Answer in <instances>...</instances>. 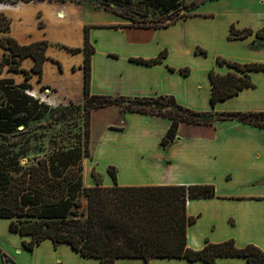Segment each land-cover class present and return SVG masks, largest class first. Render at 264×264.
<instances>
[{
  "label": "crops",
  "instance_id": "obj_1",
  "mask_svg": "<svg viewBox=\"0 0 264 264\" xmlns=\"http://www.w3.org/2000/svg\"><path fill=\"white\" fill-rule=\"evenodd\" d=\"M231 1L225 0L231 8L229 11L196 12L187 19L158 28L131 26L121 16L103 8L94 10L83 5V2L71 0L0 2V14L10 19L8 34L20 44L48 41L43 83L59 90L62 97L74 101V90L77 89L82 99L76 103L84 102L85 52H72L69 48L84 46L85 29L88 26L91 43L96 49L92 55V94L148 97L172 95L178 103L192 109L212 110L211 70L217 68L222 74L229 69L233 70L228 65L217 63L218 57L240 63H264V38L255 34L245 38L229 36L233 25L239 29L250 27L254 30L264 27V0L257 1L261 6L254 5L252 0H247L245 5H235ZM222 20L224 28L219 43L225 49L221 47L222 50H214L211 44L217 41V25ZM177 25H184L186 32L197 26L201 32L196 38L190 34L167 36L169 30ZM3 35L0 32V60L6 52L1 41ZM172 40L175 41L173 44L170 43ZM164 50L167 56L162 62L144 64L134 60L155 58ZM178 56L182 62L176 60ZM191 56L197 60V65L185 62ZM33 65L34 59L29 56L22 61L21 67L30 70ZM184 67L190 68L189 73L181 71ZM49 73L58 79L56 83L52 82ZM252 73L255 85L223 100L232 104L228 108L223 107L221 101L218 102L215 105L217 111L264 110V71ZM19 74L21 80L28 81L24 73L10 70L9 65H5L0 72V80L18 81ZM34 75L36 73H33L29 81L35 78ZM61 88H65L68 93ZM199 104L204 106L200 108ZM110 110H113L117 120L105 123L98 143L107 145L106 148L114 153L127 156L124 163L107 164L117 166V181L120 185L214 184L217 192L215 197L188 200V214L197 217L188 226V246L198 250L208 241L221 242L234 238L239 247L252 243L264 250L263 129L236 120H220L214 124L188 127L179 124L181 136L163 147L161 141L172 124L171 119L127 111L123 116V125L106 127L120 120L116 107L108 108L107 111ZM114 135L120 136L125 143H110L108 139ZM153 135L156 148L150 146ZM186 148L192 149L181 152ZM95 153L96 149L91 156ZM98 165L99 161L96 162ZM106 184L113 185L114 181L112 183L108 178ZM7 220L0 218V226L4 227L2 222ZM9 232L11 234L6 233L7 236L17 245V234L12 233L14 231L11 227ZM45 246L49 250L45 255L47 258H43L45 264H102L97 257L81 255L67 242L55 245L49 238L25 255H29L34 264H41L39 253ZM217 261V264H250L243 256H222ZM115 264L209 263L188 258L155 257L146 260L120 257Z\"/></svg>",
  "mask_w": 264,
  "mask_h": 264
},
{
  "label": "trees",
  "instance_id": "obj_2",
  "mask_svg": "<svg viewBox=\"0 0 264 264\" xmlns=\"http://www.w3.org/2000/svg\"><path fill=\"white\" fill-rule=\"evenodd\" d=\"M17 1L20 0H0ZM131 1L101 0V3L110 8L112 5L123 6ZM137 2L139 9L145 8L146 15L151 9L167 15L156 21L129 18L133 21L131 26L167 27L180 19L195 15L181 13V9L171 12L182 4V0ZM10 24V19L0 14V32L4 33L2 46L10 54L9 57L7 52L4 53L0 60V72L9 64L10 70L24 73L26 80L32 78L33 73H37L38 80L41 81L44 63L48 58V41L22 45L8 34ZM252 34L264 38V27L254 30L250 27L239 29L233 25L229 36L245 38ZM69 50L85 52L84 102L78 103L87 114L83 150H60L50 156L35 158L33 163L22 164L21 160L28 158L25 152H20L25 145H21L14 137L22 133L18 128L24 123V94L18 92L17 85L12 83L13 79L0 80V218L10 219L12 231L30 237L25 243L26 247L33 250L48 238L55 245L67 242L81 255L97 257L102 264H115L120 257H139L146 260L155 257L188 258L217 264V259L222 256H243L250 264H264L262 248L252 243L239 247L234 238L221 242L208 241L198 250L188 246V226L197 219L188 214V200L215 197L217 192L214 184L124 186L113 176V185L104 186L98 183L86 186L82 165V157L92 154L89 115L94 109L122 105L129 112L171 119L172 124L161 141L163 147L174 141L181 122L198 125L214 124L220 120H238L264 130V110L215 109L218 102L239 94L244 88L254 86L251 73L264 71V63H240L218 57L217 63L228 65L233 70L224 74L216 72L215 69L211 70V103L214 109L196 110L178 103L172 95L148 97L92 94V55L96 49L91 43L88 26L85 29L84 46ZM198 51L206 53L204 50ZM29 56L34 59L30 70L21 67L22 61ZM166 56L167 52L164 50L155 58L134 60L154 64L162 62ZM181 71L187 74L190 68L184 67ZM27 98L30 99L28 96ZM18 145L20 150L17 151ZM73 154L75 157L72 160ZM2 255L5 254L2 252Z\"/></svg>",
  "mask_w": 264,
  "mask_h": 264
},
{
  "label": "rangeland",
  "instance_id": "obj_3",
  "mask_svg": "<svg viewBox=\"0 0 264 264\" xmlns=\"http://www.w3.org/2000/svg\"><path fill=\"white\" fill-rule=\"evenodd\" d=\"M75 2H83V5L88 6L91 9H100L103 8L111 13L121 16L125 19L127 24L133 23L129 18H135L137 20H141L142 18L145 20H161L166 17V13L160 12L159 10L151 9V11L146 15L145 8L142 7L139 9V4L137 0H132L129 4H124L123 6H114L112 5L110 8H106L102 5L101 0H71ZM254 1V5L261 6L258 4V0ZM223 2V4H222ZM235 5H245L247 0H232ZM184 4V5H182ZM182 4L177 6L173 11L176 12L178 9H181V13L193 15L196 12H206V13H217V12H225L229 11L228 3H225V0H182ZM231 4V3H230ZM231 6V5H230ZM264 6V5H262ZM95 10V9H94ZM157 23V22H156ZM264 23V21L262 22ZM153 25H156L153 23ZM184 25H177L171 28L167 36H181V34H190L194 36V38L198 37L201 29L200 27H195L192 30L185 31ZM224 21L218 23L217 25V41L211 44V49L222 50L221 47L224 46L219 43L220 34L223 32ZM175 41H170L173 44ZM225 49V48H224ZM8 53V51H6ZM5 52V53H6ZM10 57V54H7ZM176 60L182 62L180 56L176 58ZM175 60V61H176ZM177 62V61H176ZM189 64H198L197 60L193 59L192 56L185 60ZM196 64V65H197ZM9 65V64H7ZM195 65V66H196ZM192 67H194L192 65ZM216 71L217 68H215ZM230 70V69H229ZM228 70V71H229ZM219 72V71H218ZM53 74V73H52ZM252 75V80L254 81V75ZM18 76V81H14L15 85H17L18 92L24 94L22 99V104L24 107V123L20 124L18 130L22 133H18L14 139L18 140L21 145H25L24 149L20 151L21 153L25 152L28 158H23L21 160L22 164H30L33 163L35 158H41L44 156H50L56 151L60 150H78L81 148L82 150L85 147V121L87 119V114L83 109L82 105L78 106L76 101L81 100L82 96L80 91L77 89L74 90L73 99H69L68 97H62L60 95V91H56L51 86L43 83V78L41 81L38 80L39 74L36 73L34 75L35 78L30 81H24L20 79V74ZM49 73L50 79L52 82L56 83L58 79L52 77ZM24 77V75H23ZM255 82V81H254ZM52 84V83H51ZM64 92L68 93L67 90L61 88ZM63 94V92H62ZM20 96V94L18 95ZM27 96L30 98L28 99ZM21 99V97H20ZM18 101V100H17ZM222 106L228 108L232 106V104H228V102L221 101ZM204 106L203 104H199ZM209 105V104H208ZM44 106H47L45 109ZM116 107V109L120 113V120L116 122L114 125H107L106 127L113 126H121L123 125V116L124 113L127 112L122 105L119 106H110L106 108L94 109L90 113L91 117V128L92 122L94 118L93 124V136L91 135L90 148L91 152L96 149V153L94 156L82 157V165L84 170V184L86 186H93L96 184H101L107 186L106 182L108 178L114 181L113 176H115L118 180L119 170L117 166L110 164L107 166L108 162H116V163H124L127 156H122L118 153H114L111 149L106 148L107 145L99 144L98 138L100 137L103 127L105 123L110 120H117L114 118L115 114L113 110L107 111L108 108ZM211 110V108H209ZM218 109V108H216ZM205 110V109H201ZM249 111L246 109H233V111ZM107 111V112H106ZM228 111V110H227ZM100 112H103L101 114ZM106 112V113H104ZM238 121V120H236ZM241 122V121H240ZM244 123V122H242ZM183 126L188 127L189 124L185 122H181ZM247 124V123H245ZM250 125V124H247ZM252 126V125H251ZM105 127V128H106ZM159 129L157 126L156 130ZM155 134V131H154ZM181 132L177 131L176 137L174 141L178 140L181 136ZM155 135L152 136L150 141V146L156 148V140ZM110 143H116L117 145L120 143H125L123 139L118 135H114L112 138L108 139ZM173 141V142H174ZM192 148H186L181 150V152H188ZM17 151L20 150V145L17 146ZM105 150V151H104ZM75 154L72 155V160L74 159ZM124 158V159H123ZM29 159V160H28ZM123 159V160H122ZM99 161V165L96 166V162ZM111 166H114L111 169ZM4 223V227L0 226V258L4 264H34L32 258L28 257L29 255H25L27 251H34L38 245L34 247L33 250H30L26 247V241H29L30 237L20 235L18 232L16 233V237L18 240L17 245H15L11 238L7 236L6 233H10V219H8ZM2 252L5 254L2 255ZM49 250L47 246L43 247L39 253V263L45 264L43 258L46 259ZM7 256V257H6ZM46 257V258H45ZM20 260V263H19ZM0 261V264H2Z\"/></svg>",
  "mask_w": 264,
  "mask_h": 264
}]
</instances>
